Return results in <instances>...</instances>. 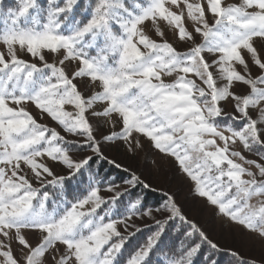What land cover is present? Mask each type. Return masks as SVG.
Returning a JSON list of instances; mask_svg holds the SVG:
<instances>
[{"label": "snow or ice", "instance_id": "6c2138e0", "mask_svg": "<svg viewBox=\"0 0 264 264\" xmlns=\"http://www.w3.org/2000/svg\"><path fill=\"white\" fill-rule=\"evenodd\" d=\"M98 118L120 130L98 138ZM137 136L264 242V0H0V264H153L177 219L198 239L157 264L219 251L171 195L157 207L133 197L149 188L134 172L97 179L95 161L122 167L103 146L132 151ZM145 217L156 231L123 260Z\"/></svg>", "mask_w": 264, "mask_h": 264}, {"label": "rangeland", "instance_id": "374dc122", "mask_svg": "<svg viewBox=\"0 0 264 264\" xmlns=\"http://www.w3.org/2000/svg\"><path fill=\"white\" fill-rule=\"evenodd\" d=\"M149 27L151 26L149 25ZM168 39L179 50H184L187 47L185 44L177 43L171 33L168 34ZM24 58L31 59L30 56H24ZM78 83L86 93L93 90L91 86L87 89L84 88L87 81ZM225 108L232 111L230 104L225 105ZM32 111L37 114L34 108ZM41 122H47V118L45 117ZM93 123L98 126V138L101 133L119 131L121 127L117 122L113 128L105 123L103 118H98ZM135 139L140 141V147L129 151L123 141H115L103 146L104 155L115 159L123 167L131 169V172L142 175L151 188L163 190L171 195L187 219L195 222L218 246L236 251L257 261L264 257V242L220 214L215 206L208 203L206 198L197 195L194 191V182L181 170L174 157L161 153L143 137L137 136ZM121 231H123L122 228ZM39 238V233L29 234L30 242L33 245L38 242ZM13 248L19 257L21 253L18 251V245L13 244Z\"/></svg>", "mask_w": 264, "mask_h": 264}, {"label": "trees", "instance_id": "16d2710c", "mask_svg": "<svg viewBox=\"0 0 264 264\" xmlns=\"http://www.w3.org/2000/svg\"><path fill=\"white\" fill-rule=\"evenodd\" d=\"M88 0H81V5L86 4ZM11 3V0H5V5ZM106 156V155H105ZM109 160L111 158L107 156ZM127 170V171H125ZM131 169L127 167H121L120 169H116L114 165L109 164L107 161L98 160L93 163V172H99V176L97 179H102L105 177L115 178L116 183L122 185L124 179L130 178V174L133 173L130 171ZM135 173V172H134ZM137 176L141 178L145 183H147L146 179L135 173ZM107 195V193H105ZM166 192L163 190H156L151 188H143L142 185H137L132 195L135 197L136 195H142L145 198V201L148 205L152 207H157L159 204L163 203L166 199ZM168 195V194H167ZM127 200V197H125ZM157 219H161L160 215H156ZM134 224L136 227L141 229V232L136 233L134 237L130 239V241L126 244V251L123 253V260H126L130 253L134 252V250L144 241L147 236L151 235L152 232L156 231V226L154 221L150 218L145 217L144 219H134ZM147 225V227H146ZM130 231H135V229H129ZM188 231V226L183 224L179 219L170 221L166 226V232L162 237L161 243L158 245L157 249L154 250V253L151 255L153 264H157V261H165L167 255H171L174 250H178L180 248L181 243L183 242L185 245L190 244L192 240L198 239V237L194 236L191 239H188L184 236V233ZM219 251L209 252L207 245L203 246V249L197 257H195L196 264H207L205 257L211 255L213 259H216L219 264H237L236 258L232 256V252H236L221 246H218ZM240 257L245 259H251L244 256L241 253H238ZM123 264V262H122Z\"/></svg>", "mask_w": 264, "mask_h": 264}]
</instances>
